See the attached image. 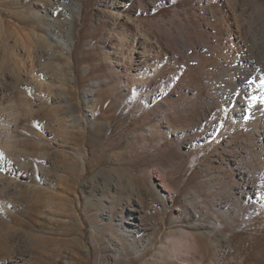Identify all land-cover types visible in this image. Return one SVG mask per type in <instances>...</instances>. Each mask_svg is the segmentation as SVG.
Listing matches in <instances>:
<instances>
[{
  "label": "rangeland",
  "instance_id": "374dc122",
  "mask_svg": "<svg viewBox=\"0 0 264 264\" xmlns=\"http://www.w3.org/2000/svg\"><path fill=\"white\" fill-rule=\"evenodd\" d=\"M228 1L122 12L154 47L139 57L137 42L118 61L104 44L119 43L118 23L98 14L120 12L110 3L76 0L65 57L44 49L38 21L66 31L63 0H0V111L16 122L9 150L0 137L10 160L0 179L28 186L11 169L27 171L37 188L26 196L0 180V264H264V145L252 124L264 114V72L230 68L241 28L264 57V0ZM63 94L83 131L68 130L49 102ZM234 94L239 111L249 109L241 121L230 116ZM42 145L52 165L41 162ZM252 191L260 200L247 199ZM215 230L225 242L207 236Z\"/></svg>",
  "mask_w": 264,
  "mask_h": 264
},
{
  "label": "bare ground",
  "instance_id": "6f19581e",
  "mask_svg": "<svg viewBox=\"0 0 264 264\" xmlns=\"http://www.w3.org/2000/svg\"><path fill=\"white\" fill-rule=\"evenodd\" d=\"M104 1H106L107 3H110L113 9L116 8V9H119L120 10V12H115L114 13L112 11H108V10H104V9H101L100 8L99 11H98V14L100 16L105 17L107 19H110V20H112L114 22V26H113L114 29H116V26H117V23H118V26H119L120 31H119V34H118L119 37H117V41L119 43L114 45L115 42L112 39H114L116 37L115 35H114L115 36L114 38L108 37L107 40L104 42L105 45H109V49H113L115 51V53H117L115 55H120L119 57L116 56V59L118 61L124 60L127 57V53L130 52L129 51L130 48L134 47L137 42H138V47L137 48L139 49V50L137 49L138 52H139V57H142L143 56L144 53L142 51H145L146 52L149 48L151 49V48L154 47L153 46L154 44H153L152 40L150 38H148L146 36V34H144V35L142 34V31L140 30V27H139V22L136 21L135 19H133L131 16H125L124 13H126V12L127 13L128 12H132V13H135V14L145 13L149 9H152L153 5H151V3H154V5L155 4L156 5L157 4L159 5V1L160 0H104ZM226 1H228V0H226ZM234 1L236 3L239 0H234ZM245 1L246 0H243L242 2L244 3ZM63 2L70 3L68 5L65 4V3H62L60 5L61 7L64 8L63 9L64 10V13L61 15V17L63 18L64 24L68 28L66 31L62 32L61 27L57 28L50 19L44 21L42 18H38V21L41 22L42 27L44 28V30H46V31H44V34L41 36V39H42L43 44H44V49H46L48 51V53H52L53 55L57 56V54H58L57 49L64 48L65 49V52H61V53H63V55L65 57H69L70 56V50H71L70 49V46H71L70 45V42L72 41L71 31H70V28L72 27V19H71L70 16L73 15V13H76V10L74 9V7H75L74 4H75L76 0H63ZM223 2H225V1H223ZM235 3L234 4L231 3V6H233V5L235 6ZM238 4H240V2ZM239 8H240V6H239ZM242 11H241V13L243 15L244 9ZM122 12H124V13L122 14ZM263 12H264V10H263ZM240 16L238 15V17H240ZM240 27H242V25ZM242 29L243 28L239 29L240 30L239 33L238 34H235V36H234L235 41L234 40H231L235 52H236V50L239 51V52H237V57H234L233 62L230 64L231 70H234L236 72V74H239V75L240 74H242V75L245 74L246 75V74H249V72H248L249 69L248 70L246 69L247 66H250V65H254V66L255 65H258L260 68H262V70L264 72V57H261L260 54L257 55L256 53H254L255 51H252L253 49L251 50V48L248 47V44L247 43L249 42L250 38H249V40H246V39L244 40V38H245L246 35L245 36L244 35H240V34H242V31H243ZM242 36H244L243 39H242ZM247 36H249V35L247 34ZM115 40H116V38H115ZM255 40H257V39H255ZM260 41H263V40H260ZM260 41L257 42V46L258 47H261L262 46V42H260ZM255 48H256V46H255ZM261 48H263V47H261ZM258 49L259 48H257V50ZM261 51H263V50H261ZM261 51H260V53H261ZM140 55H142V56H140ZM132 57H133V54H132ZM256 69H258V68H256ZM61 70H62V68H61ZM259 70H261V69H259ZM254 72H255V70H254ZM230 74H231V71H230ZM32 79L41 88L47 86L46 83L43 82V81H41L40 79H38V77L36 75H32ZM68 79H70V76L69 75H68ZM66 83H68V80H67ZM230 83H231V85H234V86L237 87L238 85H240L241 82H239V80L236 77V78L230 79ZM227 84H228V82H227ZM170 89H171V87H170V85H168V86H165L164 88H162L161 91H160V93H158V92H156V93H153V92L152 93H146V94L143 95V99H144L145 102L153 103V102L157 101L159 98L163 97V95L167 91H169ZM258 92H260V91H258ZM239 98L240 97H239L238 94H234L233 95V101L232 102L235 104V109L238 112L235 111V110H232L231 113H230V116L231 117L232 116H236L238 118V120L241 121L243 119V116L249 113V111H248L249 109H247V110L244 109L243 110V113H241L242 111L241 112L239 111L241 109V107L238 106L239 105L238 102H241L242 103V100H243L242 99L241 101H239L238 100ZM49 102L51 103L52 107H54L56 109H59L60 110V113L63 112V115L65 117V126H66V128L68 130H70V131L71 130L83 131L82 130V126L80 124V121L82 120V117H77L75 115L74 106L71 104L72 101L68 97L64 96V94H63V98H62L59 95L55 99H49ZM257 115H258L257 116V119H256V116L254 117L256 121H254V120L252 121L253 130L255 132V135L260 139L261 144L264 145V123L262 122L264 120L263 119L264 118V114H262L261 111H260V112H258ZM259 115H261V117H259ZM14 123L15 124H10V122L7 120V115L4 114V112H2V110L0 111V127H1L0 128V137H1V135L3 133H6L8 135V137H7L8 140H7V143L5 144V147L8 150L12 146L9 143H10V141L12 139L15 138V134H16V132H15L16 131V127H15L16 126V122H14ZM11 125L14 126V127H11ZM27 126H30V123ZM36 147H37V149L39 147H41L39 149L41 162L43 164H47L48 163V166L49 165H52V163H54V162H52V160L50 159V157L48 155V152L45 151L44 145L39 146V147L36 146ZM2 151L0 149V169H2L4 167V165H7V164L10 165V160L8 158H6L5 152L4 151L2 152ZM11 173L12 174H15V176L21 178L23 181H26L27 182L26 184H28V186H26V185H20V184H15V182H9L5 178L0 179V180H2V182H1V185L2 186L8 187L9 190L10 189L11 190L13 189L15 191H19V190L20 191H23V195H24V192H25V195L27 193L28 196L29 195H32L33 193L34 194L37 193V188H34V187L31 186L32 180L35 179V176L33 174H30L27 171L15 173L14 172V168L11 169ZM240 173L242 174L243 171L240 172ZM41 182L45 183V180L43 179V180H41ZM153 191H154L155 194H157L159 196H162V193L160 192V190L153 189ZM252 197H255V201L260 200L258 196H255V192L254 191L248 193L247 199L252 198ZM131 211L134 214V212L136 211V209L131 208ZM133 219H134V215L133 216H131V215H128L127 216V220L128 221H132ZM207 236H209L213 240H216V239L219 238L221 242H225L226 241V239L220 234V231L219 230H215V231H213L211 233H207ZM190 237H191V235H190ZM195 245H196V242H195L194 235H193V237L191 239L190 248L191 247H194Z\"/></svg>",
  "mask_w": 264,
  "mask_h": 264
}]
</instances>
